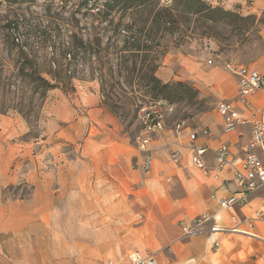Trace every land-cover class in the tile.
I'll list each match as a JSON object with an SVG mask.
<instances>
[{
	"label": "rangeland",
	"instance_id": "374dc122",
	"mask_svg": "<svg viewBox=\"0 0 264 264\" xmlns=\"http://www.w3.org/2000/svg\"><path fill=\"white\" fill-rule=\"evenodd\" d=\"M201 1L210 8L203 15L186 0H117L115 4L112 0H0L4 76L12 73L17 51L6 42L8 36L26 39L39 51L40 62L49 59L55 48L67 45L73 33L85 44L93 42L87 51L80 48L65 89L49 91L37 113L26 118L16 110L0 112L9 119L12 132L4 135L9 143L0 142V171L2 156L8 155L9 170L17 175L16 182L3 189L8 204L32 197L30 171H72L82 154H103L111 160L116 201L124 194L118 188L124 169L136 172L141 183L139 139L146 132L138 121L139 111L167 102L163 131L178 135L179 122L197 129L224 100L217 97V84L189 77L179 61H170L172 56L192 57L214 77L229 75L224 67L229 57L264 71V12L252 9L254 0H246V7L240 1L233 7ZM210 59L212 65L207 63ZM236 83L235 77L229 81L227 92ZM263 95H257L252 109L258 108ZM2 129L0 123V138ZM160 133L151 134V140ZM166 150L170 156V147ZM49 180L57 186L55 178ZM230 242L246 253L239 254L236 264H264V241L233 236ZM220 248L214 243L216 252ZM221 249L226 254L223 245Z\"/></svg>",
	"mask_w": 264,
	"mask_h": 264
},
{
	"label": "crops",
	"instance_id": "0c3cea01",
	"mask_svg": "<svg viewBox=\"0 0 264 264\" xmlns=\"http://www.w3.org/2000/svg\"><path fill=\"white\" fill-rule=\"evenodd\" d=\"M233 7L246 0H212ZM252 9L264 12V0H254ZM171 62L179 61L183 72L198 81L211 80L217 84V97L236 99L237 83L227 92L228 82L233 76L214 77L209 70L199 67L192 57L172 56ZM213 71V70H211ZM210 71V72H211ZM264 89L249 97L243 109L250 120L259 118L264 109V95L258 108L252 109L253 101ZM3 126L0 142L9 143L4 135L12 133L9 119L0 115ZM202 128L210 134L199 135L196 144L207 148L205 164L211 169L206 172L192 162L189 135ZM250 123L241 124L234 133H225L223 117L217 111L204 116L197 129L186 128L183 135L174 131H163L149 143L152 150V169L143 170L144 155L137 173L129 168L118 177L123 195L115 198V180L110 159L107 155H79L75 169L47 171L32 170L27 179L33 183L32 197L26 202L13 200L9 204L3 189L16 182L17 175L9 170V156H2L0 171V264H129L131 251L153 254L160 264H236L244 250L235 249L230 241L233 236L264 241V186L247 192L234 177V168L223 169L216 177V151L224 143H230L237 158L241 147L251 139ZM190 130V131H189ZM191 132V133H190ZM171 152L179 149L180 160H171ZM82 162L83 165L77 164ZM82 168H77V167ZM103 166L104 170H100ZM238 166L237 168H240ZM101 175V180L100 176ZM55 178L57 186H52ZM106 179V180H104ZM57 188V189H56ZM247 192V202L228 209H220V199L232 194ZM133 195V200L131 196ZM215 195L216 197L214 198ZM205 213H218L219 222L231 227V216L240 218V231L209 233L199 237H185L182 223H190ZM254 217L253 228L247 218ZM221 248L216 252L214 243ZM229 254V255H228Z\"/></svg>",
	"mask_w": 264,
	"mask_h": 264
},
{
	"label": "built area",
	"instance_id": "2783aa9c",
	"mask_svg": "<svg viewBox=\"0 0 264 264\" xmlns=\"http://www.w3.org/2000/svg\"><path fill=\"white\" fill-rule=\"evenodd\" d=\"M209 65L213 60L207 61ZM226 70L236 78L237 97L236 99H224L218 104V112L223 117V130L225 133H234L238 126L250 123L251 139L242 145L241 156L239 158L232 151L230 143H224L216 151V165L214 167L216 177L227 168H234L236 181L247 189V192L264 186V109L256 120H250L243 107L248 106L249 97L256 91L264 89V71L251 65L240 63L235 57H229L224 61ZM165 110H169V104L164 101L154 103L149 107L142 108L138 113V121L143 126L146 134L139 139V149L143 153V170L149 174L152 169V150L149 148L151 134L160 133L164 130ZM185 122L176 125V132L181 135L186 129ZM209 128H202L192 132L190 137V150L192 162L200 169L209 172L211 169L205 164L204 156L207 148L198 146L196 139L199 135L210 134ZM181 152L175 149L170 153V158L177 163L180 160ZM241 166L240 168H237ZM232 194L227 198L220 199V209H228L235 205H244L247 202L248 194ZM214 198L216 197L213 195ZM218 213H205L197 216L190 223H182L185 237H199L209 233H226L240 231V218L237 215L231 216L233 225L225 226L219 222ZM249 227L253 228L254 217L247 218ZM215 244L219 246L218 241ZM109 264H116L110 261ZM129 264H160L153 254H144L141 251H131L129 254Z\"/></svg>",
	"mask_w": 264,
	"mask_h": 264
},
{
	"label": "trees",
	"instance_id": "16d2710c",
	"mask_svg": "<svg viewBox=\"0 0 264 264\" xmlns=\"http://www.w3.org/2000/svg\"><path fill=\"white\" fill-rule=\"evenodd\" d=\"M112 2L115 4L117 0ZM186 2L187 5L193 3L196 6V13L201 15L210 11L201 0H186ZM166 22L167 19L164 18L163 23ZM6 42L15 46L17 51L11 66L12 73L9 76L3 75L4 68L0 64V112L16 110L26 118L37 113L49 91L56 88L65 89L66 81L73 77L70 66L77 60L80 48L87 51L93 45L92 41L85 44L78 33H73L67 45L55 48L49 59L40 62L39 51L29 45L26 39H14L8 36ZM96 42H99V39ZM103 72L101 67L100 76L104 75ZM106 97L109 98V95Z\"/></svg>",
	"mask_w": 264,
	"mask_h": 264
}]
</instances>
